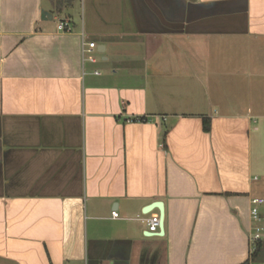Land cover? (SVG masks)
Wrapping results in <instances>:
<instances>
[{
  "label": "crops",
  "instance_id": "crops-1",
  "mask_svg": "<svg viewBox=\"0 0 264 264\" xmlns=\"http://www.w3.org/2000/svg\"><path fill=\"white\" fill-rule=\"evenodd\" d=\"M240 37L262 67L264 0H0V264L250 260L264 112L211 90Z\"/></svg>",
  "mask_w": 264,
  "mask_h": 264
},
{
  "label": "rangeland",
  "instance_id": "rangeland-1",
  "mask_svg": "<svg viewBox=\"0 0 264 264\" xmlns=\"http://www.w3.org/2000/svg\"><path fill=\"white\" fill-rule=\"evenodd\" d=\"M262 46L264 47V42ZM225 49L231 57L224 59L222 66L216 65L217 74L213 78L214 86L211 87L212 94L216 96L215 102L229 103V109L234 111L248 106L252 111L264 112V74L258 75V70L264 72V57L259 60L263 62V66L259 68L258 39L240 37ZM95 55L100 58L102 53L96 50ZM237 56L239 58H236ZM219 84L222 85L220 90ZM217 109L216 107L215 110ZM254 134L256 136L253 143V165L258 174V184L264 189V120L258 121Z\"/></svg>",
  "mask_w": 264,
  "mask_h": 264
},
{
  "label": "built area",
  "instance_id": "built-area-1",
  "mask_svg": "<svg viewBox=\"0 0 264 264\" xmlns=\"http://www.w3.org/2000/svg\"><path fill=\"white\" fill-rule=\"evenodd\" d=\"M57 28L59 31H71V25L68 20L61 19L58 22ZM85 46L88 48L86 49ZM97 48V44L95 42H83V52H92L94 49ZM90 61H95L94 57L92 55H89L87 57ZM97 73V72H96ZM128 123H149L152 122V119L142 116V117H131L127 119ZM251 216L253 221L257 224L254 228V232L250 238L251 240V247L250 252L252 253L255 250V243L264 238V232L263 228L260 226L261 217L259 212V207L261 205H264V199L261 198H253L251 201ZM113 217H118L117 212H113ZM160 218L159 215H154L151 218L147 219V223L149 226V230L152 232H156L159 227ZM251 264H264V262H252Z\"/></svg>",
  "mask_w": 264,
  "mask_h": 264
},
{
  "label": "trees",
  "instance_id": "trees-1",
  "mask_svg": "<svg viewBox=\"0 0 264 264\" xmlns=\"http://www.w3.org/2000/svg\"><path fill=\"white\" fill-rule=\"evenodd\" d=\"M57 10H61L64 7L71 6L75 0H51ZM211 121L210 119H204V130L210 131ZM167 132L164 133V139L166 138ZM252 262H264V239H260L255 243V250L251 253L250 260L242 264H251Z\"/></svg>",
  "mask_w": 264,
  "mask_h": 264
},
{
  "label": "water",
  "instance_id": "water-1",
  "mask_svg": "<svg viewBox=\"0 0 264 264\" xmlns=\"http://www.w3.org/2000/svg\"><path fill=\"white\" fill-rule=\"evenodd\" d=\"M41 13H42V14H41V17H42L43 20H46V19H52V18H53L52 14H51L50 12L46 11V10H42ZM101 47H102L103 49H102V48H98V52H100V53H104V46L101 45ZM152 208H156V209H158L159 212H160V216H159V218H160L159 228H160V230H161V235H162V234H163V230H164V208H163V204H162L161 202H156V203H154V204L148 206V207L145 209L144 212H148V211H150Z\"/></svg>",
  "mask_w": 264,
  "mask_h": 264
}]
</instances>
